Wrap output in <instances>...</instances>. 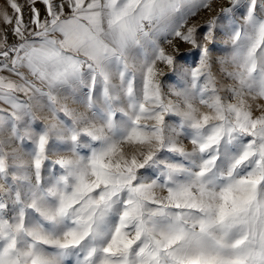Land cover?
I'll return each mask as SVG.
<instances>
[{"label":"snow or ice","instance_id":"snow-or-ice-1","mask_svg":"<svg viewBox=\"0 0 264 264\" xmlns=\"http://www.w3.org/2000/svg\"><path fill=\"white\" fill-rule=\"evenodd\" d=\"M0 264H264V0H0Z\"/></svg>","mask_w":264,"mask_h":264},{"label":"rangeland","instance_id":"rangeland-1","mask_svg":"<svg viewBox=\"0 0 264 264\" xmlns=\"http://www.w3.org/2000/svg\"><path fill=\"white\" fill-rule=\"evenodd\" d=\"M206 15L207 14L205 12L200 13L198 17L193 18L194 22H195V20H202V19L206 18ZM223 47H224V45L222 43L217 45V48H223ZM215 54L219 55L221 53L216 52Z\"/></svg>","mask_w":264,"mask_h":264},{"label":"crops","instance_id":"crops-1","mask_svg":"<svg viewBox=\"0 0 264 264\" xmlns=\"http://www.w3.org/2000/svg\"><path fill=\"white\" fill-rule=\"evenodd\" d=\"M202 12H203V11H202ZM202 12H201V13H202ZM193 22H194V19H193ZM185 47H187V45H185Z\"/></svg>","mask_w":264,"mask_h":264}]
</instances>
